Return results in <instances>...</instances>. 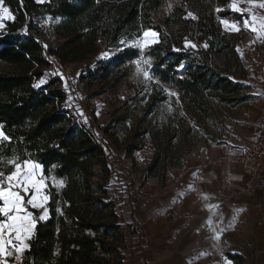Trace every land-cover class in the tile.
Returning <instances> with one entry per match:
<instances>
[{
  "label": "trees",
  "instance_id": "16d2710c",
  "mask_svg": "<svg viewBox=\"0 0 264 264\" xmlns=\"http://www.w3.org/2000/svg\"><path fill=\"white\" fill-rule=\"evenodd\" d=\"M231 2L5 0L15 19L0 30V124L11 142L0 150L40 163L51 192L49 217L38 222L21 264H126L129 240L141 233L138 222L121 221L119 203H131L149 179L158 178L164 187L170 170L183 165L202 138L199 129L217 126V107H235L244 99L240 81L247 70L236 47L250 34L224 28L223 19L242 26ZM45 17L55 22V49L32 33L38 29L35 19ZM149 28L159 33V43L143 55L178 100L155 82L142 83L134 63L138 49L120 47L114 57L92 62L104 47L140 38ZM19 29L26 34L17 35ZM187 40L198 50L186 49ZM75 62L91 63L80 82L88 92L98 88L92 94L105 97L112 109L104 127L90 116L77 120L58 75L39 85L48 71ZM147 145L153 157L138 186L119 169L124 159L137 165L135 156ZM53 178L63 180V187L53 186Z\"/></svg>",
  "mask_w": 264,
  "mask_h": 264
},
{
  "label": "crops",
  "instance_id": "0c3cea01",
  "mask_svg": "<svg viewBox=\"0 0 264 264\" xmlns=\"http://www.w3.org/2000/svg\"><path fill=\"white\" fill-rule=\"evenodd\" d=\"M241 3L239 7L244 8ZM248 31L250 36L257 34ZM250 36L236 47L243 61ZM254 38L264 41L258 34ZM233 108L236 114L224 123V144H211L200 152L193 149L164 187H151L148 191L143 187L137 193L136 200L140 201V194L150 197L160 191L148 201L153 205L151 211H144L149 206L147 201L140 209L133 201L135 196L131 203L127 199L133 221L130 224L138 222L141 237L133 235L129 240L126 264L138 256V250L141 259L135 264H225L224 258L231 264H264V175L256 182L234 157L255 143L264 116V90L261 88V93L245 98ZM237 209H243L236 212L238 222L217 241L216 232L229 224V217ZM136 237L138 244L134 248L131 242Z\"/></svg>",
  "mask_w": 264,
  "mask_h": 264
},
{
  "label": "snow or ice",
  "instance_id": "6c2138e0",
  "mask_svg": "<svg viewBox=\"0 0 264 264\" xmlns=\"http://www.w3.org/2000/svg\"><path fill=\"white\" fill-rule=\"evenodd\" d=\"M38 2H41V0H38ZM98 2L99 0H97ZM239 2L240 0H232L230 4L231 10L240 14L245 29H250L252 32L258 34V38L264 39V16H258L254 11L255 9H264V0H247L249 7L246 8L239 7ZM216 11L220 12L221 9L217 8ZM245 13L248 15L245 16ZM188 16L196 19L191 12H188ZM14 19L15 15L6 6L5 0H0V30L6 28L5 21H13ZM60 19L63 18H57V22ZM48 20L51 21L52 17H49ZM222 23L229 25L227 19H223ZM239 25L240 22L231 23L230 30L239 32ZM158 36V32L149 28L142 32L140 38L129 41L127 44L124 40H121L120 45L139 50L140 56L134 61L137 76H142L147 82H155L157 85H160L169 97H176L178 100V93L170 90L169 87L155 78V73L151 71V58L145 59L143 56L146 48L159 43ZM203 46L205 48L208 47L207 44ZM44 47H47V45H44ZM189 47L196 49L197 45L191 41H186L185 48L187 49ZM122 50V48H118L116 51ZM114 54L115 52H105L103 58L110 59ZM51 75H60L63 78L62 74L58 72H53ZM45 82V79L40 81L41 84ZM64 88L69 93L66 105L70 107L72 97L66 80L64 82ZM168 111H172L170 105ZM77 112L83 116V113L79 109H77ZM5 142L10 143L11 137L4 132L3 124H0V146ZM53 168H55V165H53ZM234 179H240V177H234ZM63 185V180L56 181L53 178V186L59 188L63 187ZM48 188L49 185L45 176L42 174V166L40 163L29 158L21 160L16 154L8 156L0 150V264H9V258H14L17 264H20L25 252L31 250V245L28 241L32 239L38 222L44 221L49 217L50 210L48 204L51 199V192L48 191ZM32 210H42V212L40 215H35ZM57 211L60 212L61 210L57 209ZM239 211H243V209L235 210L232 216L229 217V224L220 227L219 231L216 232L215 239L217 241H219L223 232L232 230L234 224L238 222L236 212ZM208 223L211 224L212 221L209 220ZM221 224H223V217H221ZM224 260L225 264H231L227 258H224Z\"/></svg>",
  "mask_w": 264,
  "mask_h": 264
},
{
  "label": "rangeland",
  "instance_id": "374dc122",
  "mask_svg": "<svg viewBox=\"0 0 264 264\" xmlns=\"http://www.w3.org/2000/svg\"><path fill=\"white\" fill-rule=\"evenodd\" d=\"M47 1L48 0H41V2H39V3L43 4L44 2H47ZM37 2H38V0H37ZM241 2H244V3H241ZM241 2H239V3L244 4V8H246L245 6L249 7L247 1H241ZM254 11L256 12L257 10H254ZM257 12L260 14H264V10L257 11ZM245 16H247V15L245 14ZM48 18L49 17H45L44 19H41V18L35 19L38 29H37V31H35V30L32 31V33L35 34L40 40H42L43 45H47V47H52V46L54 47V45H58L60 43V41L57 40L52 34L51 28L55 22L49 21ZM7 22H9V21H5V23H7ZM230 25H231V22H229V25L224 24V28L226 30L230 29ZM242 26H243V23H242ZM3 30H5V29H3ZM3 30H1V31H3ZM244 30L249 32L248 29H244ZM19 32H23V35L26 34L25 29H19L16 32V34ZM256 35L257 34L250 36L249 39H250L251 43L247 47V49L245 50L246 52L244 51L245 52L244 53V56H245L244 62H246V63H244V65H245L246 70H247V78L240 81V83L244 86V88H246L244 90V99L256 96V94L261 93V88L264 90V80H262V78L264 77V57H261L263 52H261L259 48H256L254 46L255 43H258V42L263 43L264 41H262V40L260 41L259 39H255L254 37ZM136 39H138V38H136ZM158 39H159V37H158ZM124 41L127 44V42L132 41V40L124 39ZM153 45H150L148 48H146L144 50L143 54H146L147 53L146 51L148 49H150L151 46H153ZM120 47H128V46L119 45L116 48L104 47L102 49L100 55L98 57H96L95 59H93L92 62H97L99 60H108L109 58H103V54L105 52H115V54L112 55L111 58L114 57L115 55L118 54L119 51H116V50ZM129 48H131V47H129ZM188 49L193 50V51H197L198 47L196 49H192L191 47H189ZM144 58L147 59L145 56H144ZM89 64H91V63L75 62L73 64H69V65L65 66L64 69H63V67H57L54 72H58V73L62 74L63 78H61V76L58 75L62 80V85H64L65 80L68 82L69 89H70V95L72 97L71 103H73V105H74V108H75L74 113L76 115L77 120L79 122L87 121V116H90L96 121V125L98 127H104L108 124V122L112 118V109L108 106V102H106L105 97L94 96L92 94L94 91L98 90V88H95L93 91L91 90L90 92H88V91H86L84 86L81 85V82H80V77H81L82 73L87 70L86 68ZM135 68H136V65H135ZM182 70H183V68L180 69L179 72H182ZM47 73L48 74L45 75V77L43 78L46 80V82L51 78V74H52L50 71H48ZM138 77L140 78L142 83H144V85L146 87H148L150 85V82L145 81L142 76H138ZM46 82L43 84H41L39 82V85H44V84H46ZM251 94H253V95H251ZM74 95L76 96V99H74ZM244 99H242V101ZM241 104H242V102H240L238 105H241ZM77 109H79L83 113V116L78 114ZM217 110L220 112V115L218 117L219 121H218L217 126H214V128L208 127L207 132L201 131V129H199L200 130L199 133H200L202 138L199 139L197 145L193 146L194 151L200 152L201 150L207 148V146L211 145V144H215V143L224 144L225 143V142H223L224 136L226 134V132H225L226 128L224 126V123L229 121V120H232V117L236 114L235 113L236 111H235V108H233L232 106H229V107L218 106ZM121 157L123 158L122 154H121ZM152 157H153L152 147L150 145H147L145 149H143L142 151H139V153L136 154L135 158L137 159V165L133 166V163L131 162V160L123 158L125 160V164L119 170H122V169L126 170V174L133 176V178L136 181V184L139 186V183L141 180L140 177L144 176V169H145L146 165L152 161ZM174 170H176V168L173 170H170L169 174L171 175V173ZM42 174H43V167H42ZM46 181L48 183L47 179H46ZM113 183L116 184L115 180L113 181ZM151 187L159 189L158 178L149 179L147 181V184L144 186V190L148 191ZM140 190H141V188H140ZM140 190L138 192H140ZM157 195H160V191L156 192L154 196H150V197H148L147 194H145V196H142V194H140L139 195V197H141L140 201H137L136 198H137L138 194H136L135 199L133 201L135 203H137V205H138L137 207L140 209H143L141 204L144 201H147L149 206L146 207L145 208L146 210H144V211L148 212V211L152 210L150 206H153V205L149 204L148 201L150 200V198L155 197ZM118 206H119L118 213L121 217V221H123L124 224H130V223L132 224L133 221L130 219L131 206L128 204V200L125 199L124 201L120 202ZM32 211L34 212L35 215H40L42 212V210H39V211L32 210ZM30 241H28V243H30ZM131 243H132V245H134L133 246L134 248H137V244H138L137 237ZM23 258H24V256H23ZM23 258H22V260H23ZM140 259H141V251L138 250V256L135 255V256L131 257L129 264H135L137 262V260H140ZM22 260H21V262H22ZM21 262H20V264H21ZM9 264H17V261L14 258H9Z\"/></svg>",
  "mask_w": 264,
  "mask_h": 264
},
{
  "label": "built area",
  "instance_id": "2783aa9c",
  "mask_svg": "<svg viewBox=\"0 0 264 264\" xmlns=\"http://www.w3.org/2000/svg\"><path fill=\"white\" fill-rule=\"evenodd\" d=\"M57 46L58 45H54V47L47 48L55 49ZM254 46L263 52L261 57H264V42L255 43ZM262 80H264V77ZM259 125V130L255 137V143L243 148L234 156L236 162L239 163L244 171H247L256 182H259L264 175V116Z\"/></svg>",
  "mask_w": 264,
  "mask_h": 264
},
{
  "label": "water",
  "instance_id": "95a60500",
  "mask_svg": "<svg viewBox=\"0 0 264 264\" xmlns=\"http://www.w3.org/2000/svg\"><path fill=\"white\" fill-rule=\"evenodd\" d=\"M17 35L23 36V32H19V33H17Z\"/></svg>",
  "mask_w": 264,
  "mask_h": 264
}]
</instances>
